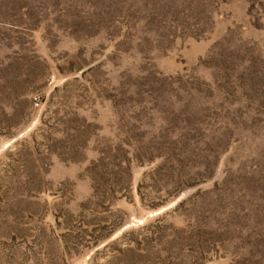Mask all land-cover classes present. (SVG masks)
Instances as JSON below:
<instances>
[{"label":"rangeland","instance_id":"374dc122","mask_svg":"<svg viewBox=\"0 0 264 264\" xmlns=\"http://www.w3.org/2000/svg\"><path fill=\"white\" fill-rule=\"evenodd\" d=\"M0 264H264V0H0Z\"/></svg>","mask_w":264,"mask_h":264}]
</instances>
